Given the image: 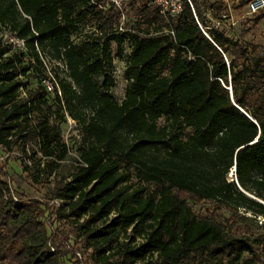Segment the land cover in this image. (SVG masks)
I'll return each mask as SVG.
<instances>
[{
    "label": "trees",
    "instance_id": "1",
    "mask_svg": "<svg viewBox=\"0 0 264 264\" xmlns=\"http://www.w3.org/2000/svg\"><path fill=\"white\" fill-rule=\"evenodd\" d=\"M179 1L173 14L127 0L121 23L105 0H0V147L14 138L37 181L66 157L55 122L67 113L82 127L86 148L51 200L65 203L53 216L72 219L88 264H264V48L208 25L198 0ZM228 8L207 10L221 22ZM111 43L130 47L120 102ZM43 58L64 66L65 78L50 69L61 97L43 85ZM24 79L38 83L19 98ZM15 194L0 180V264H68L47 204Z\"/></svg>",
    "mask_w": 264,
    "mask_h": 264
},
{
    "label": "rangeland",
    "instance_id": "2",
    "mask_svg": "<svg viewBox=\"0 0 264 264\" xmlns=\"http://www.w3.org/2000/svg\"><path fill=\"white\" fill-rule=\"evenodd\" d=\"M198 1L207 21L211 22V24L208 25L218 27L228 37L234 40L245 41L249 44L264 48V18H262L258 24L254 22L255 18L263 16L264 9L258 14L250 15L247 12V7L236 10L234 8L235 5H232L229 0H225L229 6L228 17L221 22H216L212 20L207 8L210 4L218 0ZM89 32V29L85 28L82 32V36L89 34ZM5 34L6 33L0 29V38L4 36V39H6L7 36ZM73 39L79 42V38L76 37V35L73 36ZM110 52L112 56L113 79L111 93L114 99L120 102L123 99L127 84L124 78V70L126 61L130 55V47L127 43H124L122 47L118 48L115 43H111ZM43 61L48 66V69L54 66L57 68L56 73L59 78H65V69L62 63L56 65L54 61H49L47 58H43ZM31 79L23 80V83L26 84L27 87L25 86L19 89V98L25 96L27 89L37 85L38 82L35 81V79ZM55 123L59 128L61 141L66 147V157L58 164L59 166L56 172L48 176L43 171L35 170L34 174L38 178L37 181H34L27 173L22 172V163L26 161V158L21 153L19 143H16L15 139L11 138L12 143L8 149L0 147V180L7 181L11 185L16 193L13 195V199H19L20 197L22 199H37L47 204V215L50 216L49 214H52V217H48L47 222L51 229L56 232L51 242L55 243L56 246L71 251L68 264H77L78 262L79 264H88L87 255L90 250H86L82 238H77V233H74V225L71 223L72 219L60 221L53 216L65 203L59 200H51L54 193L70 180L74 168L78 163L80 152L86 148L83 129L77 122L72 120L67 113H64L63 119L57 120ZM233 175L234 174L231 172L229 177ZM213 206L214 204L211 202L192 205L196 212H203L205 209L212 208ZM114 217L115 215L112 213L110 218ZM261 222L264 223L263 218L258 221V224L260 225ZM120 236H122V234ZM155 260L156 255H154L152 261ZM138 264L144 263L139 262Z\"/></svg>",
    "mask_w": 264,
    "mask_h": 264
},
{
    "label": "built area",
    "instance_id": "3",
    "mask_svg": "<svg viewBox=\"0 0 264 264\" xmlns=\"http://www.w3.org/2000/svg\"><path fill=\"white\" fill-rule=\"evenodd\" d=\"M153 1L159 6H161L164 11L170 10L173 14H177L181 11V3L179 0H153ZM105 4L111 5L115 9L119 10L122 13L121 23L125 21L124 11L127 5V0H105ZM263 9H264V0H252L247 5V12L250 15L257 14ZM9 42L12 43V45L17 49L25 50V43L23 40L10 38ZM44 66L46 68V73L48 76V78L43 81V85L46 91L52 94L55 93L59 97H61L62 93L56 79L53 77L50 69H48V66L45 63ZM14 200L18 202V199L14 198ZM51 250L54 251V248H51Z\"/></svg>",
    "mask_w": 264,
    "mask_h": 264
},
{
    "label": "water",
    "instance_id": "4",
    "mask_svg": "<svg viewBox=\"0 0 264 264\" xmlns=\"http://www.w3.org/2000/svg\"><path fill=\"white\" fill-rule=\"evenodd\" d=\"M233 171H235V169H233ZM233 173V172H232Z\"/></svg>",
    "mask_w": 264,
    "mask_h": 264
},
{
    "label": "bare ground",
    "instance_id": "5",
    "mask_svg": "<svg viewBox=\"0 0 264 264\" xmlns=\"http://www.w3.org/2000/svg\"><path fill=\"white\" fill-rule=\"evenodd\" d=\"M233 171V170H232Z\"/></svg>",
    "mask_w": 264,
    "mask_h": 264
}]
</instances>
